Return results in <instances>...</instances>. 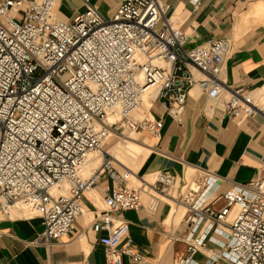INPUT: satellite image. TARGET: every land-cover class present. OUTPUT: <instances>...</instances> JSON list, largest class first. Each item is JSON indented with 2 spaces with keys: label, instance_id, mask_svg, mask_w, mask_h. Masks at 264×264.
I'll use <instances>...</instances> for the list:
<instances>
[{
  "label": "built area",
  "instance_id": "built-area-1",
  "mask_svg": "<svg viewBox=\"0 0 264 264\" xmlns=\"http://www.w3.org/2000/svg\"><path fill=\"white\" fill-rule=\"evenodd\" d=\"M56 4L0 0V206L6 214L17 208L41 217L44 230L31 244L50 247L84 214L85 195L110 179L91 227L107 264H151L132 248L121 216L143 206V192L154 210L174 177L159 172L135 187V172L120 170L106 144L126 132L159 137L165 123L155 105L177 116L196 87L214 102L224 100L236 120L264 115V94L228 89L222 76L230 42L189 47V33L166 17L161 0H123L112 18L90 6L73 21L57 19ZM93 157L99 164L88 170ZM216 183L212 175L197 177L178 200L187 207L190 238L175 264H196L212 233L223 228L229 242L206 264L222 258L264 264V179L211 200Z\"/></svg>",
  "mask_w": 264,
  "mask_h": 264
},
{
  "label": "crops",
  "instance_id": "crops-1",
  "mask_svg": "<svg viewBox=\"0 0 264 264\" xmlns=\"http://www.w3.org/2000/svg\"><path fill=\"white\" fill-rule=\"evenodd\" d=\"M122 1L57 0L55 16L73 21L92 6L112 18ZM161 1L166 17L189 33V47L214 39L230 42L222 76L228 89L243 88L256 97L264 94V14L256 12L264 0H200L198 5L194 0ZM154 112L164 119V128L159 137L143 134L152 140L151 152L135 171L133 179L140 185L133 180L131 184L141 187L149 176L159 172L169 173L175 182L167 199L154 210L150 208V195L143 192V206L124 212L121 218L130 225L134 250L151 264H175L185 255L190 238L187 207L178 200L191 181L206 175L216 177L217 183L208 191L212 200L234 185L264 179V115L232 119L224 111V100L214 102L197 87L177 116L164 113L158 103ZM111 185L110 179H104L85 195L84 214L69 235L50 247L31 244L44 230L41 217L27 211L6 214L0 206V264H107L104 247L91 227L96 212L104 208L106 190ZM180 208L185 210L181 219L172 215ZM227 232L224 228L214 231L195 263L206 264L212 254L222 253L229 242ZM220 264L232 263L222 258Z\"/></svg>",
  "mask_w": 264,
  "mask_h": 264
},
{
  "label": "rangeland",
  "instance_id": "rangeland-1",
  "mask_svg": "<svg viewBox=\"0 0 264 264\" xmlns=\"http://www.w3.org/2000/svg\"><path fill=\"white\" fill-rule=\"evenodd\" d=\"M130 137L132 138H137V140L139 141H143V140H148L149 141V145L151 143V138L149 137H145V135H143L142 133H130V132H126V133H120L119 135L113 136L110 139V142H108L106 144V148H108L111 152V149H113V147L118 143L120 146H122V149H124V151L128 150L127 153L124 154L125 158H121L118 157V161L123 163L124 166L119 163L118 165H116L120 170H123L122 168H130L132 169L134 172L137 170V168L141 165V163L143 162L144 157L146 156V154L148 153L147 151L141 149L142 152L139 153H133L130 152L131 150H129L128 148V143H126V140H128ZM148 145V146H149ZM112 153V152H111ZM113 154V153H112ZM114 155V154H113ZM99 164V162H98ZM97 164V165H98ZM97 165L95 167H97ZM90 169V168H88ZM148 181H154L155 179V175L153 176H149ZM136 185H140V181L138 182V180L136 181L135 179H132ZM181 210H183L185 212V210L183 208H180ZM14 212H13V211ZM12 213L13 215H16L20 212V210L18 209L17 211H15L16 209H12ZM179 210V211H181ZM182 218V216H180V219Z\"/></svg>",
  "mask_w": 264,
  "mask_h": 264
},
{
  "label": "bare ground",
  "instance_id": "bare-ground-1",
  "mask_svg": "<svg viewBox=\"0 0 264 264\" xmlns=\"http://www.w3.org/2000/svg\"><path fill=\"white\" fill-rule=\"evenodd\" d=\"M256 12L260 15V14H264V4H261V5H258L257 6V9H256ZM145 100H147V97H145ZM126 143H128V148H129V150H131L130 152H133L134 154L135 153H139V152H142L143 150H145V151H147L148 153H150L151 152V148H149V141L148 140H143V141H139V140H137V138H132V137H130L128 140H126ZM141 149H143L142 151H141ZM110 151V150H109ZM127 151L128 150H126V151H124V149H122V146H120L118 143L113 147V149H111V152L114 154H112L111 152V154L114 156V158H115V160H116V163L117 164H121V165H123L124 166V164L123 163H121V162H119L118 161V157H121V158H125V156H124V154L125 153H127ZM147 153V154H148ZM146 154V155H147ZM146 157V156H145ZM144 157V158H145ZM99 157H93L91 160H90V162H89V164H88V168H90V169H92L93 167H95L97 164H98V162H99V159H98ZM87 168V169H88ZM89 170V169H88ZM148 181V180H147ZM149 182H151V181H149ZM18 209L16 208V210L15 211H17ZM13 211V210H12ZM14 212V211H13ZM13 214V213H12ZM172 215L174 216V215H176L179 219H180V216H182L183 217V215H184V211L183 210H181V211H179V210H174L173 212H172ZM84 218V217H83ZM85 222V221H84Z\"/></svg>",
  "mask_w": 264,
  "mask_h": 264
}]
</instances>
